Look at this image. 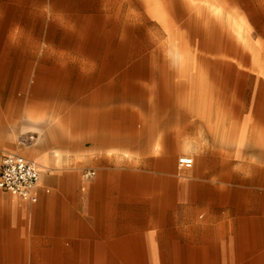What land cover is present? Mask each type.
Wrapping results in <instances>:
<instances>
[{"label":"rangeland","instance_id":"rangeland-1","mask_svg":"<svg viewBox=\"0 0 264 264\" xmlns=\"http://www.w3.org/2000/svg\"><path fill=\"white\" fill-rule=\"evenodd\" d=\"M217 59L264 77V0H0V164L10 153L33 162L48 153L51 168L83 175L103 155L164 170L172 154L179 180V159L194 158L196 136L206 127L212 136L219 116L214 94L228 79L215 75ZM86 116L102 119L115 142L87 143ZM50 130L71 145L58 157L45 140ZM18 203L7 217H36ZM236 215L231 250L206 242L204 257L181 251L143 264H264V210ZM18 241L12 252L0 249V264H52L27 248L30 236Z\"/></svg>","mask_w":264,"mask_h":264},{"label":"crops","instance_id":"crops-1","mask_svg":"<svg viewBox=\"0 0 264 264\" xmlns=\"http://www.w3.org/2000/svg\"><path fill=\"white\" fill-rule=\"evenodd\" d=\"M242 62L252 65L250 58ZM214 65L215 75L228 80L214 94L219 104L213 114L219 116L212 136L206 127L204 137L195 138L192 169L180 168L178 161L183 175L176 179L172 154L164 170L139 169L121 155H103L91 161L96 176L90 180L80 171L57 169L41 179L36 205L15 198L13 206L11 195L0 194V203H6L0 249L12 252L19 248L13 245L18 236L21 244L30 236L27 248L38 258L51 257L52 264H143V258L176 257L181 251L199 258L206 242L219 249L229 243L231 250L236 210H264V77L237 68L236 61L217 59ZM22 89L14 88L12 97ZM17 200L36 217H7L22 207Z\"/></svg>","mask_w":264,"mask_h":264},{"label":"built area","instance_id":"built-area-1","mask_svg":"<svg viewBox=\"0 0 264 264\" xmlns=\"http://www.w3.org/2000/svg\"><path fill=\"white\" fill-rule=\"evenodd\" d=\"M182 169L190 170L194 166V160L190 157L179 159ZM96 176L94 171L84 173V177L90 180ZM41 181V173L36 163L19 154H6L0 164V194L6 193L25 203L38 202L37 188Z\"/></svg>","mask_w":264,"mask_h":264},{"label":"bare ground","instance_id":"bare-ground-1","mask_svg":"<svg viewBox=\"0 0 264 264\" xmlns=\"http://www.w3.org/2000/svg\"><path fill=\"white\" fill-rule=\"evenodd\" d=\"M84 127L86 128V135L85 139L87 143H91L94 146H104L108 143H114L115 142V137H111L106 132L100 129L99 125H102L103 120L98 119V118H90L89 116L85 117L84 119ZM93 125L95 127H93ZM45 140L46 143L48 144V147L50 151H54L55 157L59 156V148L66 147L67 145L71 146L69 141L61 138L59 134L53 131H49L48 133L45 134ZM31 141H33V138H31ZM52 158L50 154L46 153L44 155H39V157H36L35 163L37 169L41 173V179L43 180L45 176L49 172H54L58 168H51L52 165ZM13 206H16L15 201H12ZM6 206V203L2 201L0 203V211L3 209V207Z\"/></svg>","mask_w":264,"mask_h":264}]
</instances>
